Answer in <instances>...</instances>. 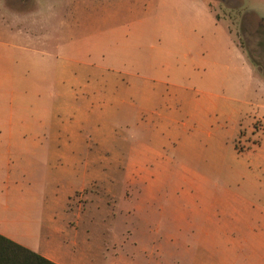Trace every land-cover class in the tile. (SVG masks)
<instances>
[{"label": "rangeland", "instance_id": "1", "mask_svg": "<svg viewBox=\"0 0 264 264\" xmlns=\"http://www.w3.org/2000/svg\"><path fill=\"white\" fill-rule=\"evenodd\" d=\"M6 26L15 78L36 75L42 106L55 110L61 66L79 78L80 101L64 89L78 146L61 157L44 143L21 179L75 258L264 264V0H0ZM103 94L96 109L89 96ZM142 186L160 202L139 210Z\"/></svg>", "mask_w": 264, "mask_h": 264}, {"label": "crops", "instance_id": "2", "mask_svg": "<svg viewBox=\"0 0 264 264\" xmlns=\"http://www.w3.org/2000/svg\"><path fill=\"white\" fill-rule=\"evenodd\" d=\"M27 14L25 13L23 16L25 17ZM10 31L11 29L6 26L0 37L7 38V41L14 38L15 34L10 33ZM13 46L10 41L0 42V106L1 104H7L6 107L8 108V110L0 108V234L38 253L54 264H86L85 258H75L76 254L73 253L74 251L72 252L73 246L71 248L65 245L62 222H58L53 217L49 218L47 213L41 218L33 213V203L35 209H37L39 195L37 192L28 190V187L23 189L25 186L21 184L22 178L28 181L27 177L29 171H31L29 169L31 162L27 160V157L32 150L41 148L45 143L49 145L50 151L60 150L59 154L63 157L64 150L71 151L75 146H78V134L75 133V130H72L73 128L67 127L68 124L66 123L69 118L65 117L64 89L68 88L72 93L71 102L80 101L76 96L77 92L71 89L77 86L79 78L75 75L72 79L66 81L62 75L64 73L63 67H60L59 78L56 80L57 86L61 87L60 98L59 101H55L53 112L47 109L46 105L42 106L38 101L42 95L37 90L41 86L35 79L36 75L33 76V79L32 75L30 77L26 76L22 80L15 78L12 69L15 60L12 50H10ZM252 79L257 81L258 85L263 83L259 79L253 77ZM94 82L92 81V83L86 85H92ZM99 82H97L98 85ZM106 82L107 80H103L100 84L105 87ZM120 86H123L122 82ZM136 89H138V84ZM108 96L112 95L103 94L104 100H101V96L90 95L89 102L95 104L93 107L99 109L101 107L100 103L107 102L110 104L112 100ZM151 100L154 99L146 98V101ZM43 102L46 103V100ZM121 102L127 103L128 100L123 99ZM260 114L259 119L264 120V115ZM155 116L160 117L156 113ZM93 120L98 121L95 118ZM165 120L172 122V116L165 117ZM196 135L198 133L194 136L191 134L189 137H196ZM97 137L101 138V135L97 134ZM259 147H264V144H259ZM261 153L262 156H259L262 159L256 165L264 168V153L262 151ZM151 159L157 162L163 159V155L153 153ZM251 164H255V161H252ZM148 180L149 178L144 179L143 176H138L135 182L143 184L147 183ZM151 182H154V180L152 179ZM144 189L145 187L142 186L140 199L143 202L139 203V210L144 200L147 201V204H150L148 199L151 200V204L155 201L160 202L159 192ZM193 195V193H190L188 197ZM237 205L235 206L236 210H240L242 213V210L247 211L248 201L239 194ZM179 210L181 212L179 215L185 217V213L190 212V207L181 206ZM155 227V230H159V223Z\"/></svg>", "mask_w": 264, "mask_h": 264}, {"label": "trees", "instance_id": "3", "mask_svg": "<svg viewBox=\"0 0 264 264\" xmlns=\"http://www.w3.org/2000/svg\"><path fill=\"white\" fill-rule=\"evenodd\" d=\"M0 264H54L0 234Z\"/></svg>", "mask_w": 264, "mask_h": 264}]
</instances>
